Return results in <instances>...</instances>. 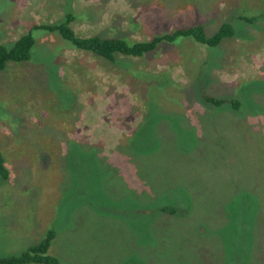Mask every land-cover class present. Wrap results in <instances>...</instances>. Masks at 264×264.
<instances>
[{
    "label": "rangeland",
    "instance_id": "obj_1",
    "mask_svg": "<svg viewBox=\"0 0 264 264\" xmlns=\"http://www.w3.org/2000/svg\"><path fill=\"white\" fill-rule=\"evenodd\" d=\"M69 14L80 36L235 34L111 62L33 28L0 71V257L54 230L60 264H264V0H0V43Z\"/></svg>",
    "mask_w": 264,
    "mask_h": 264
},
{
    "label": "trees",
    "instance_id": "obj_2",
    "mask_svg": "<svg viewBox=\"0 0 264 264\" xmlns=\"http://www.w3.org/2000/svg\"><path fill=\"white\" fill-rule=\"evenodd\" d=\"M75 20L73 14L66 16V21L55 25H35L28 32H24L11 46L0 43V71L5 69L11 61L21 62L28 61L32 57V49L35 45L33 28L45 32H59L64 39L68 40L75 49L90 51L97 56L103 57L111 62H116L120 57H142L150 52H155L163 42L175 43L178 38H192L199 44L209 46H217L226 38L235 34V29L230 22H224L221 27L213 34L208 35L204 25H184L175 28L173 31L163 33L157 32L148 39L138 40L126 35H118L113 37H102L98 35L80 36L71 27V22ZM132 25L139 24L131 22ZM205 100L221 106L228 102L227 99L216 98L211 95H206ZM240 100L233 99L230 101V106L236 110L241 107ZM0 164L2 172L6 175L5 159L0 152ZM178 206L165 205L159 208L163 213H176ZM56 233L51 230L46 238L36 246H33L19 254L0 257V264H60L57 257L49 254Z\"/></svg>",
    "mask_w": 264,
    "mask_h": 264
}]
</instances>
